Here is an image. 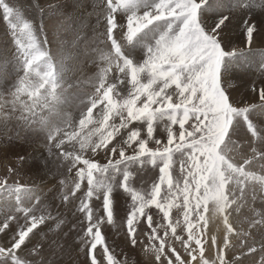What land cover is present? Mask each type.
<instances>
[{
    "label": "snow or ice",
    "instance_id": "snow-or-ice-1",
    "mask_svg": "<svg viewBox=\"0 0 264 264\" xmlns=\"http://www.w3.org/2000/svg\"><path fill=\"white\" fill-rule=\"evenodd\" d=\"M66 8L61 0L44 7L32 0L27 9L34 15H28L23 3L0 0L12 46L10 55H0V132L5 152L22 131L43 137L45 168L51 161L73 175L69 191L60 181L59 198L75 209L72 227L80 230L87 264H245L248 258L264 264V241L259 247L248 242L254 229L264 228V211L247 230L238 231L231 219L250 193L253 202L258 194L264 199V86L257 90L253 82L254 102L241 105L233 97L254 56L264 68V51L253 49L257 37L264 45V3L93 0L88 15H97L103 31L91 39L86 21ZM45 17L58 21L52 39ZM237 18L244 28L240 47L229 35ZM86 65H95L96 74L76 81ZM82 83L92 91H82ZM160 124L164 138H158ZM240 140L248 141L251 154L238 158ZM101 154L107 163L99 162ZM149 165L158 176L145 188L140 174ZM117 189L127 197L119 211ZM38 192L37 185L0 178V200L8 202L0 234L11 233L0 243V264H61L68 241L61 245L57 238L66 222ZM174 208L182 219L174 218ZM105 222L117 229L116 239L105 233ZM221 223L222 239L210 236L211 226ZM41 226L52 233L50 242L36 238ZM121 238L123 258L112 246Z\"/></svg>",
    "mask_w": 264,
    "mask_h": 264
},
{
    "label": "rangeland",
    "instance_id": "rangeland-1",
    "mask_svg": "<svg viewBox=\"0 0 264 264\" xmlns=\"http://www.w3.org/2000/svg\"><path fill=\"white\" fill-rule=\"evenodd\" d=\"M32 0H9L11 4H19L23 3L26 8V14L34 15V13L27 9V5L30 4ZM41 7L46 6L50 0H37ZM67 4L66 12L70 17H75L79 21H86L89 25L86 29V35L91 39L95 35H98L99 32L103 31L102 23L101 26H97V15L92 14L88 15V13H93V0H61ZM83 3V8H77V3ZM255 4L264 3V0H252ZM99 11V9H97ZM247 15V13H245ZM44 23L47 25V31L49 38L52 39L55 26L58 23L56 18L53 17H45ZM93 27H96V31L93 32ZM243 24L240 18H237L233 22V26L231 32L229 33L230 37L236 43L238 47L242 46L241 41H243ZM53 48L56 46L55 42L51 45ZM11 44L8 41V36L5 35V24L2 20H0V55H10L11 52ZM253 49L257 53L260 51H264V45H261L260 38L257 37L253 43ZM256 63L249 71L248 79L245 81L244 85L240 87L236 92L233 93L234 99L241 103L254 102L252 101L253 90L252 84L255 82V86L257 90L264 86V68L258 63L259 57L254 56L252 58ZM97 67L95 65H86L83 71H78L74 74V78L76 81H87L90 77L94 76L97 72ZM81 90L84 92H91V85L88 83H82ZM12 128L13 134L15 132V122L10 125ZM159 136L158 138L166 137V133L164 132V124L159 125ZM22 139L13 141L12 145L8 147V150L5 152L6 140L4 138L3 132H0V178L9 177V182H13L15 180H19L21 183H26L29 185H37L39 188L38 195L41 197L43 204L50 206V211L53 216H59L61 219L65 220V225L63 227V231L60 232L58 239V243L63 245L64 241L67 240L68 244L64 245L65 251L59 254V259L61 264H87V257L85 254L80 251V241L79 237L76 235L79 229H73V223H76V220L73 216L74 208H70L69 206H64L60 201L61 194V184L60 181L65 180V185L63 186V191H69L72 185L73 175H70L67 172L66 166H58V164H53L49 161L47 168H45L42 163V159L47 155V149L45 147V141L43 137L35 136L32 134H26L23 131L21 132ZM238 144L243 149L242 152H238V158L244 155H250L251 149L248 147L247 140H240ZM4 146V147H3ZM151 147H155V144L150 142ZM259 147V144L255 145ZM2 147V148H1ZM19 157H23L25 159V163L21 164L18 162ZM99 162L107 163V160L101 154L98 158ZM176 173L178 174L179 164L177 163ZM9 168H15L16 173L9 175ZM253 168L256 170H260V163H256L253 165ZM143 178L145 188L150 187L152 179L158 176V168L153 169L150 165L140 174ZM147 175V176H146ZM137 187H141L140 182H137ZM115 202L117 204V211H119L120 206H125V201L127 197L123 194L122 190L117 189L114 193ZM8 207V202L4 200H0V216H2L3 212ZM257 211H264V199H261L259 194L257 200L253 202L251 200V193L248 197V203L241 210L240 213H233L231 217L232 222L236 229L239 231L241 229L247 230V224L250 219L255 218V213ZM180 209H173L174 218L180 217ZM39 214V213H37ZM117 225H122L123 221L120 216L117 215ZM23 223V220L20 221ZM49 224L52 227H55L53 221H49ZM17 227L16 224L12 225V228L15 229ZM43 227V226H41ZM104 231L109 235L111 239H116V231L117 229L107 225L105 222ZM47 234L45 237L44 234ZM64 233H69L67 237L64 236ZM82 234V232H81ZM211 234H215L218 239H222L223 234V225L222 223L219 226L213 225L211 226ZM11 233H8L7 236L0 234V243H6L10 238ZM38 240H46L50 242L53 238L52 233L49 232L47 227H43V232L38 234L36 237ZM110 239V243H111ZM264 241V228L254 229L253 236L249 239V244L255 243L257 247L260 246V242ZM237 241L234 240V243ZM115 248L117 255L120 258H123V254L121 252V248L123 247V240L118 239L117 244L112 245ZM47 247V243H46ZM179 247V245H177ZM208 255L211 257H215V249H212L208 252ZM232 253H229V257H231ZM259 255L257 254L256 260H259ZM143 261V257H141V262ZM245 264H253L252 258H248L245 260Z\"/></svg>",
    "mask_w": 264,
    "mask_h": 264
},
{
    "label": "bare ground",
    "instance_id": "bare-ground-1",
    "mask_svg": "<svg viewBox=\"0 0 264 264\" xmlns=\"http://www.w3.org/2000/svg\"><path fill=\"white\" fill-rule=\"evenodd\" d=\"M6 143V142H5ZM4 147V146H3ZM2 148V147H1ZM147 176V175H146Z\"/></svg>",
    "mask_w": 264,
    "mask_h": 264
}]
</instances>
